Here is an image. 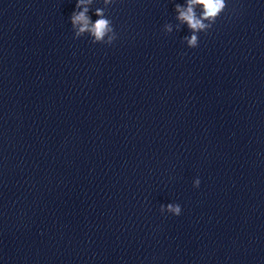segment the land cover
Segmentation results:
<instances>
[{"label":"clouds","instance_id":"clouds-1","mask_svg":"<svg viewBox=\"0 0 264 264\" xmlns=\"http://www.w3.org/2000/svg\"><path fill=\"white\" fill-rule=\"evenodd\" d=\"M117 0H103L107 7ZM93 0H77L76 7L70 16L71 29L74 32V38H80L87 35L93 44L112 45L118 38L114 29L113 22L105 14L103 8L95 9V16L99 17L94 22L89 16L90 5ZM200 6V13L197 14L196 6ZM226 0H186V6L176 3L174 10L177 13L175 26L171 23L164 25V32L171 33L175 27L180 30L181 26L186 25L190 30V35L183 38L188 48H197L199 46V34L207 33L215 24L216 20L227 8ZM200 180L197 178L193 186L199 187ZM162 213H171L179 216L182 212L179 204L168 203L161 205Z\"/></svg>","mask_w":264,"mask_h":264}]
</instances>
